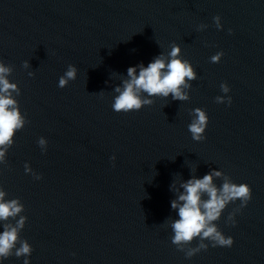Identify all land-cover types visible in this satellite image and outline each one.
I'll use <instances>...</instances> for the list:
<instances>
[{
  "label": "water",
  "instance_id": "95a60500",
  "mask_svg": "<svg viewBox=\"0 0 264 264\" xmlns=\"http://www.w3.org/2000/svg\"><path fill=\"white\" fill-rule=\"evenodd\" d=\"M173 44L197 74L189 100L141 93L151 106L115 113L127 69L138 75L161 54L167 62ZM0 63L26 120L0 164L5 201L24 211L0 233L27 218L18 238L33 249L30 264H264V0H0ZM69 65L76 79L60 89ZM222 83L230 106L215 102ZM196 108L208 116L201 142L188 131ZM213 169L251 199L215 222L230 248L209 244L189 259L171 243V202Z\"/></svg>",
  "mask_w": 264,
  "mask_h": 264
},
{
  "label": "clouds",
  "instance_id": "9594fccd",
  "mask_svg": "<svg viewBox=\"0 0 264 264\" xmlns=\"http://www.w3.org/2000/svg\"><path fill=\"white\" fill-rule=\"evenodd\" d=\"M214 24L217 30H221L220 17H214ZM206 25H201L203 30ZM231 35V30H229ZM180 48L173 44L171 51L168 52V59L165 62L163 54L156 57L147 67L142 64L137 68L129 67L127 69L128 79L122 81V86L114 88L118 95L113 97L112 110L119 113H129L139 111L145 106H151L152 99H142L141 93H146L148 97L167 98L171 95L173 100L187 101L189 96L184 89H190L191 84L187 81L197 79V74L187 60L180 58ZM223 52H217L210 58V62L217 64L220 62ZM28 67L27 61L22 65ZM11 72L9 67L0 63V164L6 163L5 153L13 146V136L21 131L26 123L22 116L19 105L12 98L13 93L20 95V90L15 83H10L6 78ZM29 77L33 73H28ZM76 67L69 65L66 72L58 80V87L65 88L70 81L76 79ZM220 90L226 96L215 98L217 104L231 105V97L227 96L230 89L226 84L220 85ZM194 117L188 126L191 138L195 142H201L205 139L204 133L208 124V116L205 111L196 108L192 110ZM44 138L38 140V145L44 147L46 144ZM115 160V157H111ZM25 174H31L34 179L40 180L41 177L32 172L30 167L24 165ZM223 177L220 187L213 183V179ZM180 187L183 192L177 200L171 202V208L178 210L179 219L170 224L174 233L171 239L178 251L184 252L186 258H191L200 251H206L209 247L230 248L233 245L231 237H225L217 228L216 223L224 209L230 204L240 201V208L246 207L251 199V189L246 184H235L221 171L212 170L202 178L189 179L182 183ZM6 193L0 189V221H7L9 218H15L24 211L23 205L18 199L5 201ZM26 217L21 215L16 221L15 226L7 223L3 225V231L0 233V261L7 260L10 256L16 258L23 257V264H30L28 257L31 256L33 249L26 240L19 239V232L26 223ZM226 223L235 226L234 213L228 215ZM194 240H198L196 247H190ZM207 241L208 243H205ZM17 244L19 247H17ZM187 246V251L185 247Z\"/></svg>",
  "mask_w": 264,
  "mask_h": 264
}]
</instances>
